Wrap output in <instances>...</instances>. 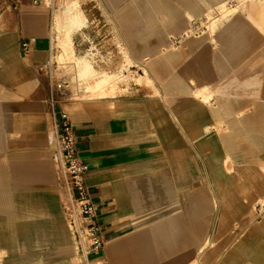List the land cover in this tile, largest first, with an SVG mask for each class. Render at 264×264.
Instances as JSON below:
<instances>
[{"label": "crops", "instance_id": "1", "mask_svg": "<svg viewBox=\"0 0 264 264\" xmlns=\"http://www.w3.org/2000/svg\"><path fill=\"white\" fill-rule=\"evenodd\" d=\"M34 1L0 0V260L86 264L61 207L50 134L57 112L37 69L49 57L54 12ZM97 2L127 50L157 56L163 70L150 71L154 91L103 101L111 106L63 104L107 238L88 261L197 264L215 210L206 137L217 133L235 164H264V0ZM23 40H32L27 57ZM195 105L196 115L185 111Z\"/></svg>", "mask_w": 264, "mask_h": 264}, {"label": "rangeland", "instance_id": "2", "mask_svg": "<svg viewBox=\"0 0 264 264\" xmlns=\"http://www.w3.org/2000/svg\"><path fill=\"white\" fill-rule=\"evenodd\" d=\"M35 1L48 8L51 17L54 12L50 32L58 58L71 63L67 72L79 91L76 110H93L99 104L111 106L112 103L103 101L131 96L132 90H155L151 72L156 76L157 71L163 70L157 56L127 50L97 0ZM214 24L215 19H210L207 26ZM205 25L192 26L190 33L202 31ZM83 31L90 36L79 48ZM96 45L98 51H92ZM148 61L150 69L143 65ZM196 107L185 111L196 115L199 111ZM206 142L215 159V166L209 163L210 177L206 180L213 193L215 210L211 230L199 246L197 264H264V164L233 163L223 154L217 133L206 137ZM201 151L206 157L210 148L203 145ZM77 261L80 263V259Z\"/></svg>", "mask_w": 264, "mask_h": 264}, {"label": "built area", "instance_id": "3", "mask_svg": "<svg viewBox=\"0 0 264 264\" xmlns=\"http://www.w3.org/2000/svg\"><path fill=\"white\" fill-rule=\"evenodd\" d=\"M82 34V40H78L79 48H82L85 39L90 36L86 31ZM97 47L98 45L92 47V51H98ZM99 47L103 49L104 46ZM21 48L23 55L29 56L32 52V40H23ZM92 54L96 55L94 52ZM70 64L58 58L51 36L48 60L38 65L37 69L46 78L50 102L57 112L50 126V134L54 138L52 154L58 169L61 207L74 238L77 254L86 264H90V255L102 252L106 248L107 238L98 220L96 204L86 181L88 164L81 156L71 115L63 108V104L79 101V91L74 86L72 75L67 72Z\"/></svg>", "mask_w": 264, "mask_h": 264}]
</instances>
